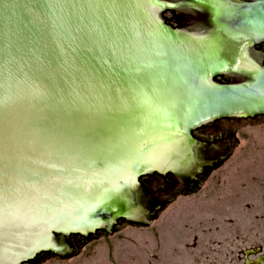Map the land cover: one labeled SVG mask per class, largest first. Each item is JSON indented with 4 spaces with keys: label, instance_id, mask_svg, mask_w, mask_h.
Masks as SVG:
<instances>
[{
    "label": "water",
    "instance_id": "95a60500",
    "mask_svg": "<svg viewBox=\"0 0 264 264\" xmlns=\"http://www.w3.org/2000/svg\"><path fill=\"white\" fill-rule=\"evenodd\" d=\"M192 5L0 0V264H264V0Z\"/></svg>",
    "mask_w": 264,
    "mask_h": 264
},
{
    "label": "flooded vegetation",
    "instance_id": "af4514ba",
    "mask_svg": "<svg viewBox=\"0 0 264 264\" xmlns=\"http://www.w3.org/2000/svg\"><path fill=\"white\" fill-rule=\"evenodd\" d=\"M158 2H161L163 4V7H159L161 9V11L158 13L159 19L161 21L162 24L165 25L164 21L160 18V14L164 11H174L177 10L179 7H183V8H190V9H194V6L192 5V0H185L184 2H168V1H161V0H156ZM243 1V0H240ZM153 3V2H152ZM154 5H156L155 3H153ZM158 6V5H157ZM209 22V21H208ZM210 25V23H209ZM166 26V25H165ZM168 27V26H167ZM211 27V25H210ZM170 28V27H169ZM172 29V28H171ZM220 76H225V75H220ZM219 77V76H217ZM216 78V77H215ZM217 121V120H216ZM215 122V121H214ZM213 123V122H212ZM211 124V123H210ZM209 125V124H208ZM201 128V127H200ZM171 173V172H170ZM52 251V250H51ZM255 262H253L254 264Z\"/></svg>",
    "mask_w": 264,
    "mask_h": 264
}]
</instances>
